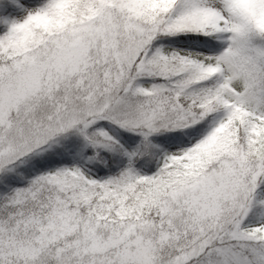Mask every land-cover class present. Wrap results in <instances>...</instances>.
I'll return each mask as SVG.
<instances>
[{
	"label": "snow or ice",
	"instance_id": "obj_1",
	"mask_svg": "<svg viewBox=\"0 0 264 264\" xmlns=\"http://www.w3.org/2000/svg\"><path fill=\"white\" fill-rule=\"evenodd\" d=\"M0 264H264V0H0Z\"/></svg>",
	"mask_w": 264,
	"mask_h": 264
}]
</instances>
